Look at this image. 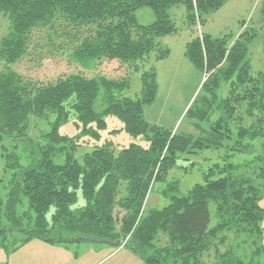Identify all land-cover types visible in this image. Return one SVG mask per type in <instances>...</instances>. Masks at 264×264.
<instances>
[{
  "label": "trees",
  "instance_id": "1",
  "mask_svg": "<svg viewBox=\"0 0 264 264\" xmlns=\"http://www.w3.org/2000/svg\"><path fill=\"white\" fill-rule=\"evenodd\" d=\"M229 1L0 0V15L9 21L0 40V156L5 171L12 172L5 207L0 196V247L19 233L25 242H121L117 248L130 247L143 264H205L212 249L218 254L225 233H234L253 239V255L264 259V160L260 171L251 173L232 164L216 165L187 195L173 179L162 192L169 204L148 209L156 184L167 181L182 156L210 148L190 135L152 125L145 115L158 92L153 62L170 57L163 40L179 33L169 10L184 7L195 29ZM143 8L155 17L147 26L136 16ZM252 38L245 31L230 44L227 37L201 33L185 53L203 74L200 93L205 95L196 117L203 121L222 112L212 128L219 136L213 141L221 144L234 134L235 152L247 149V139L264 137V74L252 76L246 62ZM32 55L38 61L55 55H66L74 64L93 61L96 74L81 70L48 82L24 79L16 67ZM109 62L126 68V76L101 74L100 67ZM131 75L141 84L135 99L126 95L132 90ZM222 84H229V92L220 101ZM100 96L104 109L98 113ZM191 113L192 107L186 114ZM71 116L79 131L74 137L60 132ZM109 117L123 125L110 133L124 130L133 138L143 137L149 147L131 143L117 151L112 141H105L78 160L81 139L100 142ZM33 120L47 122L38 138L30 135ZM5 138L24 146L27 165L7 152ZM79 194L85 205L76 208ZM217 258L222 264H245L231 252Z\"/></svg>",
  "mask_w": 264,
  "mask_h": 264
},
{
  "label": "rangeland",
  "instance_id": "2",
  "mask_svg": "<svg viewBox=\"0 0 264 264\" xmlns=\"http://www.w3.org/2000/svg\"><path fill=\"white\" fill-rule=\"evenodd\" d=\"M169 14L179 33L167 36L163 40L164 45L171 52L170 57L164 61L153 62L157 73L158 92L155 102L145 107V115L152 125L172 129L183 135H190L195 140H202L210 148L199 150L196 154L182 156L177 167L170 171L167 181L156 184L148 202V209H161L169 204V198H166L162 192L173 179L179 181L182 194L187 195L194 185L205 182V174L210 173L216 165L223 168L232 164L239 166V171L248 170L251 173L260 171L258 168L264 160V137L254 140L247 139L245 144L248 147L242 152L233 151L237 140H235L234 134L232 140H225L221 144L213 141L219 136L217 132L212 131V128L222 116V112L216 110L203 121L196 117L197 107H200L199 103L205 95V93H200L203 74L190 63L185 55L187 45L201 33L209 34L217 39L227 37L229 43L232 44L242 33L247 31L253 35L248 44L246 58L249 71L252 76L264 74L263 0H230L222 9L206 16L203 27L198 26L195 29L190 28L184 7L171 8ZM136 16L139 24L145 26L152 24L155 20L150 8L140 9ZM8 31L9 21L0 15V40ZM69 59L66 55H55L44 61H38L32 55L20 62L16 70L24 79H36L43 82L54 81L59 75L82 72L81 70L85 71L84 73L88 76L96 74V72L92 73L94 72L93 61H88L90 63L86 64L73 61L75 65ZM99 71L110 78L124 77L127 74L126 68L121 67L117 62L105 63ZM132 78V90L126 95L135 99L137 95H140L141 84L137 76H132ZM228 92L229 84H222L218 92L220 101L227 97ZM191 107L194 114L187 115L186 113ZM103 109V100L100 96L96 101L95 110L101 113ZM106 120L108 128L102 133L100 142L88 137L81 139L80 147L75 155L78 160H81L86 153L92 152L95 147L103 145L105 141H112L117 151L131 143L140 144L145 148L149 147V143L143 137L133 138L124 130L115 134L110 133L112 130L121 129L123 125L116 118L109 117ZM232 124L234 125V123ZM32 125L34 127L31 129L30 135L33 138L40 137L42 132L47 130L45 120H33ZM60 132L70 137L79 134L73 116L61 126ZM84 139L89 141L85 142ZM15 143L17 142L5 138L3 145L8 153H16L20 157L21 163L27 165L29 159L24 146H15ZM213 143L216 145L214 146ZM0 179L3 180L0 184V196L5 207L12 172L5 171V158L1 156ZM84 205L85 200L82 194H79L76 208ZM210 209L212 213L210 226H214L216 224L215 208L212 205ZM117 211L119 219H122L124 214ZM50 216L51 214H49V218ZM3 223L8 225L6 217L3 218ZM225 237L226 241L219 247L218 254L215 249H212L205 258V264H222L217 257L225 252L233 253L234 257L240 258L245 264H264L263 257L253 255L255 251L253 239L234 233H225ZM262 243L264 244V239ZM6 245V247H0V264H143L141 257L134 253L130 247L118 249L111 243L82 241L64 244L47 242L38 238L25 242L21 234L15 233L13 237L8 238Z\"/></svg>",
  "mask_w": 264,
  "mask_h": 264
},
{
  "label": "water",
  "instance_id": "3",
  "mask_svg": "<svg viewBox=\"0 0 264 264\" xmlns=\"http://www.w3.org/2000/svg\"><path fill=\"white\" fill-rule=\"evenodd\" d=\"M94 243H106V242H100V241H93ZM121 242L111 243L113 247H119Z\"/></svg>",
  "mask_w": 264,
  "mask_h": 264
},
{
  "label": "crops",
  "instance_id": "4",
  "mask_svg": "<svg viewBox=\"0 0 264 264\" xmlns=\"http://www.w3.org/2000/svg\"><path fill=\"white\" fill-rule=\"evenodd\" d=\"M122 248V247H121ZM126 248V247H125ZM120 249V248H119Z\"/></svg>",
  "mask_w": 264,
  "mask_h": 264
}]
</instances>
